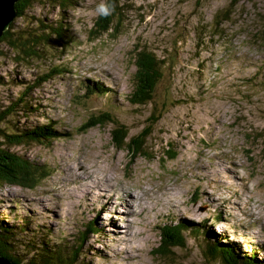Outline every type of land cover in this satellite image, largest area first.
I'll use <instances>...</instances> for the list:
<instances>
[{"label":"rangeland","instance_id":"obj_1","mask_svg":"<svg viewBox=\"0 0 264 264\" xmlns=\"http://www.w3.org/2000/svg\"><path fill=\"white\" fill-rule=\"evenodd\" d=\"M106 1L70 0L62 10L33 0L13 26L46 17L71 28L72 43L44 60L18 64L16 51L0 43V106L20 97L25 105L6 132L53 124L65 134L51 143L5 145L48 175L35 189L0 186V220L16 230L11 253L27 262L45 243L72 245L92 222L99 233H88L80 264H222L207 255L204 225L246 255L256 248L264 260V0H122L118 32L114 26L95 38L90 30ZM226 9L231 18L216 28ZM141 48L165 61L154 103L143 105L129 99ZM55 67L64 71L26 93ZM89 80L112 92L88 95ZM105 112L129 137L162 114L146 156L133 159L127 147H115L113 124L81 129ZM220 166L232 174H220ZM103 177L105 194L91 196ZM107 197L119 218L108 212L118 210ZM111 218L124 231L118 237L106 229ZM177 222L188 223L186 244L160 256L161 229Z\"/></svg>","mask_w":264,"mask_h":264},{"label":"trees","instance_id":"obj_2","mask_svg":"<svg viewBox=\"0 0 264 264\" xmlns=\"http://www.w3.org/2000/svg\"><path fill=\"white\" fill-rule=\"evenodd\" d=\"M48 3H55L59 8L68 9L72 3L70 0H47ZM33 5V0H20L17 4V18L25 15L26 11ZM126 6L122 0H107L103 9L98 15L90 34L97 38L102 34L109 32L116 27L118 32L119 26L122 23L123 12ZM232 11L226 9L224 13L216 16V28L228 21L232 16ZM116 17L119 20H116ZM15 21L11 23L9 29L0 37V43L5 44L9 50L15 53L14 59L18 64H30L33 60H44L45 56L50 52L62 49L72 43L70 36V25L64 21H50L46 17L31 23V26L17 28L13 26ZM0 55H4L0 50ZM135 63L137 65V81L130 102L134 104L154 103V94L157 86L163 79V68L165 67L164 59H160L156 54L149 51L147 48L138 49L135 55ZM62 70L59 67L51 68L46 74L41 75L35 81L33 86L27 87L29 93L33 87H38L42 83L53 79L59 75ZM88 95H105L112 90L101 82L92 80L87 81L84 85ZM26 88V89H27ZM25 96V94H24ZM20 97L14 104L10 106H0V186L9 185L17 186L26 189H35L42 180L47 178L46 170L38 166L33 161L18 156L11 152L8 146L11 145H26V144H43L51 143L55 139L65 136L53 124L36 125L31 128L17 129L16 133L6 132V128L10 125V119L15 109L22 104ZM28 108V106H27ZM27 110V109H26ZM156 116V117H155ZM162 114H154L148 121V126L142 130L137 136L129 137V129L119 121H117L109 112L94 116L89 121L82 125L81 129L87 130L91 127L106 126L113 124L112 142L119 149L126 148L131 152L132 158L144 155L146 156L147 140L151 136L154 126L161 119ZM5 145L7 147H5ZM148 154V153H147ZM170 159H174L177 153L167 152ZM204 239L207 240L208 248L207 255L211 258H216L222 264H264V260L257 258V249L252 248L250 254L246 255L240 245L230 243L229 239H224L222 236L216 235L213 231H209L206 227L200 226ZM190 229L188 223L177 222L176 224H165L161 229V240L158 248V254L163 257H168L173 253L175 248H183L186 244L185 232ZM204 229H206L204 231ZM87 232L85 235L77 239L72 245H64L53 247L48 243L37 252L27 262H23L21 258L14 256L13 240L16 237L15 228H10L6 223L0 220V253L17 264H80L83 259L82 251L86 248V243L89 240L88 233L97 234L94 223L90 222L86 226ZM195 230H200L199 228Z\"/></svg>","mask_w":264,"mask_h":264},{"label":"bare ground","instance_id":"obj_3","mask_svg":"<svg viewBox=\"0 0 264 264\" xmlns=\"http://www.w3.org/2000/svg\"><path fill=\"white\" fill-rule=\"evenodd\" d=\"M223 161L221 160L219 163H222ZM217 172H219L220 174H223V175H231L232 173H231V170L229 169V171L228 170H225L222 166H220V169H217ZM231 177V176H230ZM102 184V185H99V187L100 188H98L97 189V191L98 192H96L95 194H93V192H92V190H91V192H90V194H91V196L92 195H94V196H96V197H101V196H103L104 194H105V192L101 189V188H104V190L106 189V188H108V181L103 177L99 182H97V184ZM228 184H230V185H232V183H230V182H228ZM83 194H87V192H84ZM90 196V197H91ZM87 197H89V195L87 196ZM135 197H137V196H131V197H129V199H128V202H126L127 204H128V206L126 207L127 208V212H125V216H127V214H129L128 212H129V209L128 208H130L131 207V201L132 200H134V198ZM95 198V197H94ZM99 199V198H98ZM107 199H108V201L112 204V207H116L117 208V210L118 211H108L110 214H113V218H119L120 216H119V212L121 211L120 210V208L118 207V205L117 204H114L113 203V201L111 200V198H109V197H107ZM131 199V200H130ZM105 201V200H104ZM126 201V200H125ZM107 204V203H106ZM124 204V203H123ZM123 205H121V207H122ZM130 206V207H129ZM173 209V208H172ZM100 211H103V210H100ZM113 218H111V219H108L109 220V223L107 224V228L106 229H108L109 231H110V233L109 234H111V233H114V235H116L117 237H118V234L117 233H120V234H123L124 233V231L120 228V226L118 225V223L116 222V220H114ZM112 224V225H111ZM114 225H116L118 228H120L121 230H119V231H116L115 230V228H114ZM127 227H129V226H127ZM92 235H95V234H92ZM129 235H130V233H129ZM118 242H119V240H118ZM123 253V255L125 254L123 251H119V255L120 256H122V254L121 253ZM117 257V256H116Z\"/></svg>","mask_w":264,"mask_h":264},{"label":"water","instance_id":"obj_4","mask_svg":"<svg viewBox=\"0 0 264 264\" xmlns=\"http://www.w3.org/2000/svg\"><path fill=\"white\" fill-rule=\"evenodd\" d=\"M20 0H0V37L9 29L17 17L16 4ZM0 264H17L0 253Z\"/></svg>","mask_w":264,"mask_h":264}]
</instances>
